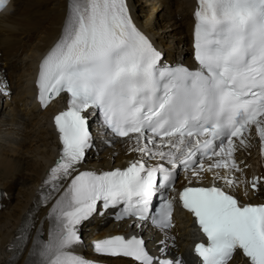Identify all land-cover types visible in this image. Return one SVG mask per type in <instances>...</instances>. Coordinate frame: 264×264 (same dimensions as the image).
I'll return each instance as SVG.
<instances>
[{
    "label": "bare ground",
    "instance_id": "bare-ground-1",
    "mask_svg": "<svg viewBox=\"0 0 264 264\" xmlns=\"http://www.w3.org/2000/svg\"><path fill=\"white\" fill-rule=\"evenodd\" d=\"M67 1L11 0L0 14V141H4L0 145V189L8 194L4 199L6 208L0 209V264H10L4 257L6 254L9 257L6 249L34 210L36 188L58 154L57 134L52 126V117L58 109L50 107L41 111L32 104L31 85L36 64L59 37ZM150 5H154L151 11L147 8ZM193 7L194 0H136L133 4L137 21L153 37L156 48L167 59L185 61L190 67L193 65L189 47ZM5 86L8 88L4 90ZM7 91L14 93L7 97ZM259 124L261 133L253 129L235 140L234 148L222 145L211 158L198 159L191 172L181 174L176 190L218 188L237 198L242 206H263L264 121ZM91 144L90 150L96 147L103 150L96 153L89 150L82 162L86 168L102 171L125 169L134 164L142 168L143 178L176 172L177 162L198 145L191 138L157 139L143 133L117 139L101 125H94ZM49 210L50 206L46 207L40 219ZM176 223L173 234L178 243L185 245L188 241L182 238L194 227L192 220L184 214ZM97 229L96 225L91 226L86 234L98 239L109 234L133 233L153 243L171 236L135 219L112 222L101 231L90 232ZM87 240L90 245L92 239ZM87 250L90 252V248ZM30 252L31 243L13 264L33 262ZM110 263L130 264L121 259Z\"/></svg>",
    "mask_w": 264,
    "mask_h": 264
},
{
    "label": "rangeland",
    "instance_id": "rangeland-1",
    "mask_svg": "<svg viewBox=\"0 0 264 264\" xmlns=\"http://www.w3.org/2000/svg\"><path fill=\"white\" fill-rule=\"evenodd\" d=\"M151 2H153V0H150ZM154 7V5H150V6H148L147 8H148V10L150 9V11L152 10V9H154L153 8ZM157 12H160V11H157ZM156 12V15H158V19H160V15H159V13H157ZM161 14V13H160ZM6 88H8V86H5L3 89L5 90ZM14 92H10V95L9 96H11V94H13ZM5 96H7V97H9L8 95H7V93H5ZM114 141H116L115 139H113ZM3 140L2 141H0V145H3ZM102 150H103V148H98V147H96V148H93V149H91L90 150V152H97V151H99V152H102Z\"/></svg>",
    "mask_w": 264,
    "mask_h": 264
}]
</instances>
